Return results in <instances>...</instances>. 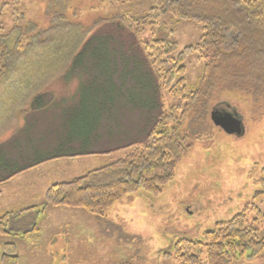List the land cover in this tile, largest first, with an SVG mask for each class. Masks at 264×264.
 <instances>
[{"label": "rangeland", "instance_id": "rangeland-1", "mask_svg": "<svg viewBox=\"0 0 264 264\" xmlns=\"http://www.w3.org/2000/svg\"><path fill=\"white\" fill-rule=\"evenodd\" d=\"M149 3H136L133 11ZM46 7L40 0H0V36L13 26L27 29L29 23L43 28L49 17ZM82 9L79 16L88 20L93 15L105 18L121 11L91 2ZM162 19L165 35L178 49L199 41L201 27L195 21ZM23 33L19 54L7 59L5 68L0 60V142L16 143L14 170L40 162L15 174L9 183H0V207L11 212L10 232L0 235V242L15 244L18 264H181L175 258L178 240L202 241L203 233L216 222L231 219L244 207H248L246 224L264 232V107L258 108L261 100L255 103V96L240 91L222 92L201 108L204 113L191 112L184 118L181 136L189 148L177 162L173 179L159 194L143 190L125 194L103 215L43 205L50 185L84 175L125 158L136 146L142 147L156 112L168 115L166 127L182 118L187 98L203 86L204 64L207 62L208 68L214 65V52L206 48L202 56L198 51L187 57L185 85L181 83L180 90L162 84L158 89L162 80L151 74L141 50L126 38H117V43L124 44L123 57L118 54L120 48L116 49L120 61L115 59L117 71L126 74L127 80L121 83L104 78L103 63L91 69L87 61L82 67L88 65V74L79 69L66 73L61 62L65 68L60 75H52L57 61L49 56L31 58L32 49L25 50L29 35ZM141 38L150 40L151 32L144 31ZM102 50L93 48L96 54ZM110 67L115 69L114 62ZM44 69L46 76L39 75ZM36 99L43 104L39 108L32 105ZM156 101L158 108L149 109ZM225 111L238 120L240 134L214 123L213 113ZM87 137L90 141L101 137L100 143L87 151L100 148L105 139L110 142L102 145L103 151L126 147L47 159L69 151L67 140ZM201 250L202 264H264L263 256L249 258L248 251L227 262L228 258L221 259L215 251Z\"/></svg>", "mask_w": 264, "mask_h": 264}, {"label": "trees", "instance_id": "trees-1", "mask_svg": "<svg viewBox=\"0 0 264 264\" xmlns=\"http://www.w3.org/2000/svg\"><path fill=\"white\" fill-rule=\"evenodd\" d=\"M16 1L21 3V0ZM40 1L46 2L44 11L49 16L43 28L29 23L27 29L13 26L8 33L0 36V60L4 68L7 59L19 54L22 31L29 35L25 50L28 47L32 49L31 58L44 60L49 56L57 61L52 75L57 76L65 67L69 74L75 69L88 74V65L82 67L87 61L91 69L97 63H103L101 74L104 78L111 81L114 78L121 83L127 80L124 77L126 74L122 76V72L117 71L115 59H119L118 54L123 57L121 45L124 44L117 43V38H126L128 43H133L141 50L151 74L157 80H162L158 89L162 84L166 89L176 86V90H180L183 87L180 84L185 85L184 63L187 57L198 51L202 56L206 48L214 52V65L208 68V63L204 64L203 86L194 96L187 98L182 118L166 127L168 115L156 112L152 115L156 117L148 127L142 147L136 146L125 158L84 175L50 185L45 192L43 205L74 207L94 215H103L125 194L139 190L152 195L159 194L173 179L177 162L189 148L185 137L181 136V125L189 113H204L201 108L207 107L213 98L226 91L244 92L251 98L255 96V103L261 100L258 108L264 107V0H150L146 8L137 11H133L134 4L143 0ZM90 2L96 6L105 3L121 11H116L112 17L93 15L90 20L81 18L79 12ZM126 4L127 7L122 8ZM165 16H170L176 22L192 20L198 23L201 27L199 41L178 49V44L169 40L164 33L166 22L162 18ZM146 30L151 32L150 40L141 38ZM95 47L103 50L96 54L93 51ZM120 48L117 54L116 49ZM108 49L114 54L106 51ZM110 57L114 58L113 61ZM61 62L65 63L64 68L59 65ZM112 62L115 69L110 67ZM46 74L47 70L44 69L39 75ZM93 77L97 78L95 74ZM38 99L32 103L35 108L43 105L42 102L36 103ZM150 106L149 109L153 110L159 104L156 101ZM100 138L93 141L88 137L84 140L69 139V151L47 159L109 153L126 147L122 145L103 151L105 149H101L102 145L110 142L105 139L100 148L87 151L88 148L96 147ZM14 144H0V183L40 163L32 162L14 170L12 153L17 150ZM247 208L244 207L242 212L227 221L216 222L211 230L203 233L202 241L178 240L175 244V258L181 264H202L201 247L215 251L221 259H236L246 251H249V258L264 254V234H258L257 228L246 224L244 217ZM10 222L11 212L6 211L0 216V235L10 232ZM0 264H18L13 242H0Z\"/></svg>", "mask_w": 264, "mask_h": 264}, {"label": "water", "instance_id": "water-1", "mask_svg": "<svg viewBox=\"0 0 264 264\" xmlns=\"http://www.w3.org/2000/svg\"><path fill=\"white\" fill-rule=\"evenodd\" d=\"M213 113V121L215 124L220 125L227 132H233L240 134L241 129L239 126V122L235 117H233V113L231 111Z\"/></svg>", "mask_w": 264, "mask_h": 264}, {"label": "crops", "instance_id": "crops-1", "mask_svg": "<svg viewBox=\"0 0 264 264\" xmlns=\"http://www.w3.org/2000/svg\"><path fill=\"white\" fill-rule=\"evenodd\" d=\"M2 142V141H1ZM1 142H0V144H1ZM17 176L16 175H13L12 177H10L8 180H6V181H4V182H2V183H9L10 181H12L11 179H15ZM75 177H78V176H75ZM75 177H73V178H75ZM72 178V179H73ZM58 182H61V181H58ZM57 183V182H56ZM47 190V189H46ZM0 194H1V190H0ZM58 207H60V206H58ZM76 209H79V208H76ZM2 211H7V209H4V208H2V207H0V212H2ZM76 211H78V210H76Z\"/></svg>", "mask_w": 264, "mask_h": 264}, {"label": "flooded vegetation", "instance_id": "flooded-vegetation-1", "mask_svg": "<svg viewBox=\"0 0 264 264\" xmlns=\"http://www.w3.org/2000/svg\"><path fill=\"white\" fill-rule=\"evenodd\" d=\"M261 184L264 186V177L262 178V180H261ZM258 211H259V209H258ZM258 216H259V214H258ZM257 233L259 234V233H262V234H264V232H259L258 231V229H257ZM249 252V251H248ZM249 255V254H248ZM262 255H264V254H261V255H259V256H262ZM258 257V256H257ZM264 257V256H263ZM232 261V258H228L227 259V262H231Z\"/></svg>", "mask_w": 264, "mask_h": 264}]
</instances>
